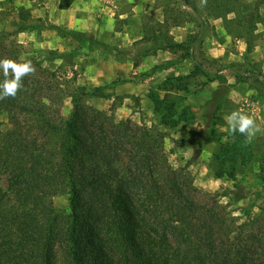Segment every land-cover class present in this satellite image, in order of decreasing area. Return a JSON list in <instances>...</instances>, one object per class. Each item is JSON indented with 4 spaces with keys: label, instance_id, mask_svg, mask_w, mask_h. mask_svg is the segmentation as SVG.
<instances>
[{
    "label": "trees",
    "instance_id": "16d2710c",
    "mask_svg": "<svg viewBox=\"0 0 264 264\" xmlns=\"http://www.w3.org/2000/svg\"><path fill=\"white\" fill-rule=\"evenodd\" d=\"M70 1L60 0L59 9H67ZM181 3L198 13L192 0ZM262 5L264 0H255L248 14L242 13L240 0H208L205 8L245 42L248 56L255 46L256 25L263 22ZM25 31L33 28L0 31V59L20 62L13 38ZM197 39L193 35L189 44ZM163 40L165 45L144 55L184 49V42L167 35ZM178 60L154 65L144 75L152 76ZM194 67L191 75L167 78L161 99L149 91L151 100L162 105L168 93L185 88L198 72L209 76L201 64ZM233 69L235 83H248L252 89L253 77L254 83L264 85L260 73ZM36 78L25 77L24 89L15 98L0 100L9 125L0 128V177L6 181L5 189L0 188V264H264V218L236 226L232 218L194 202L187 173L168 163L165 132L130 119L115 121L86 102L90 97L109 99L106 86L85 88L76 85L75 78L67 92L60 91L62 99L71 102L65 117L57 104L60 92L48 80ZM3 79L0 70V82ZM218 93L207 102L215 109L220 105ZM172 142L194 149L190 140ZM262 186L253 192L254 200L264 192ZM57 194L68 195L67 211L54 206ZM233 197L237 202L242 194ZM259 222L258 230L245 229Z\"/></svg>",
    "mask_w": 264,
    "mask_h": 264
},
{
    "label": "rangeland",
    "instance_id": "374dc122",
    "mask_svg": "<svg viewBox=\"0 0 264 264\" xmlns=\"http://www.w3.org/2000/svg\"><path fill=\"white\" fill-rule=\"evenodd\" d=\"M54 1L0 0V31L33 28L13 38L19 61H31L36 79L48 80L56 92H67L66 86L70 87L74 78L76 85L85 88L106 86L104 92L109 99L90 97L86 99L87 104L112 115L115 121L130 119L137 126L154 125L165 132L168 163L172 169L187 173L194 202L232 218L236 226L249 224L251 219L261 221L264 192L255 200L253 192H259L264 184V131L257 133L252 143H246L239 132H229L225 117L239 111L252 116L264 129V85L254 83L253 77H249L250 85L254 86L252 93L233 85L234 67L260 73L249 65L250 57L239 54L237 40L240 38L234 36V31L224 28L221 20L213 19L205 6H199L200 0H192L197 14L182 5L181 0H131L130 4L128 0H108L106 4L111 10L105 8L104 12L97 9L98 0H87L91 9L78 18L74 17V8L63 12L61 17L58 11H53L56 17L40 15V8L44 7V12L49 13L48 8ZM240 3L242 13L248 14L255 0H240ZM259 12L264 14V5ZM76 19H81L79 25L70 23ZM50 24L58 29L50 28ZM89 24H94V29L83 31ZM196 34L197 41L190 45L189 40ZM164 35L178 37L179 42H184V49L176 54L157 50L144 55L147 50L165 45ZM254 35L257 41L260 31ZM49 56L55 59L47 60ZM175 58L179 59L175 65L152 76L144 75L154 65ZM195 64H201L209 76L198 72L185 88L168 93L162 105L151 100L149 91L157 100L161 99L165 94L162 88L169 84L166 79L191 75ZM38 65L48 70V74L42 73ZM51 74L55 77L50 78ZM214 91L219 92L218 109L207 103ZM62 92L57 104L67 117L71 102L69 97L62 99ZM55 95V92L51 94ZM0 128H9L6 115L1 111ZM179 139L190 140L194 149L177 147L172 140ZM5 187L6 181L0 177V188ZM238 192L242 198L235 202L233 195ZM52 201L59 210H68L67 194H57ZM251 202H254L252 207ZM261 222L245 229L258 230Z\"/></svg>",
    "mask_w": 264,
    "mask_h": 264
},
{
    "label": "clouds",
    "instance_id": "9594fccd",
    "mask_svg": "<svg viewBox=\"0 0 264 264\" xmlns=\"http://www.w3.org/2000/svg\"><path fill=\"white\" fill-rule=\"evenodd\" d=\"M208 0H200L199 6L207 5ZM0 70L3 73V82H0V100L15 98L24 89V78L35 74V66L31 61L23 63L16 60L0 59ZM230 133L239 132L245 137L246 143H252L257 133L264 131L256 120L247 114L233 111L225 117Z\"/></svg>",
    "mask_w": 264,
    "mask_h": 264
},
{
    "label": "crops",
    "instance_id": "0c3cea01",
    "mask_svg": "<svg viewBox=\"0 0 264 264\" xmlns=\"http://www.w3.org/2000/svg\"><path fill=\"white\" fill-rule=\"evenodd\" d=\"M59 2H60V0H55L53 6H51V7L46 5L47 7H49L48 9H51L49 11V13H48V11L44 12V7L40 8V10H39L40 15L43 14V16H45L47 14L48 16L49 15L51 16V14H54L53 11H58L59 16L61 17L63 15V12L69 11L71 8H74V10H73L74 11V17L76 16L78 18V17H80L81 14L85 15V13L88 12V9H91V5H88L87 0H71L69 2V6L67 9H59V7H58ZM106 2H108V0H105V2L102 1V3H101V1L98 0L97 3H98L99 8H97V9L100 10L101 12H104L105 8L111 10L109 8V6L106 4ZM130 3H132V1L128 0V4H130ZM47 7H45V10ZM261 16L263 17V22L258 25L259 28L260 27L261 28L260 29L258 28V30L255 31V32L260 31V35L258 36L257 41H255L257 43H255V46H254L253 50L248 54V57L251 58L250 64H252V65L255 64L257 67V70L260 72V74L262 76H264V14H261ZM53 17H56V14H54ZM80 20L81 19H79V20L76 19V20H74V22H72L70 20V23H73V24L78 23V25H79ZM217 20L220 21V19H217ZM57 23H58V21H57ZM70 23L67 24L68 27H70V25H69ZM78 29H79V27H78ZM87 29H91V30L94 29V24L92 26H90V24L85 26L83 31H85V30L87 31ZM96 37H99V36L97 35ZM177 39H178V37L173 38V40L175 42H179L178 41L179 39L178 40ZM241 40L242 39L237 40V44H238L237 48H238L239 54L242 56V55L246 54V46H245V42L241 41ZM167 61H169V60H167ZM233 83H234L233 85H235L236 88L248 89L249 93H252V91H251L252 89L249 88L248 83H235V82H233Z\"/></svg>",
    "mask_w": 264,
    "mask_h": 264
}]
</instances>
